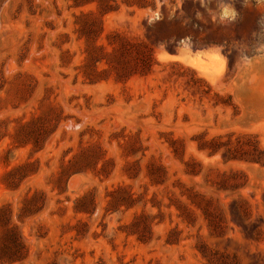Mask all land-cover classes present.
I'll return each instance as SVG.
<instances>
[{
  "label": "rangeland",
  "instance_id": "374dc122",
  "mask_svg": "<svg viewBox=\"0 0 264 264\" xmlns=\"http://www.w3.org/2000/svg\"><path fill=\"white\" fill-rule=\"evenodd\" d=\"M0 264H264V0H0Z\"/></svg>",
  "mask_w": 264,
  "mask_h": 264
},
{
  "label": "trees",
  "instance_id": "16d2710c",
  "mask_svg": "<svg viewBox=\"0 0 264 264\" xmlns=\"http://www.w3.org/2000/svg\"><path fill=\"white\" fill-rule=\"evenodd\" d=\"M159 23H164V22H159Z\"/></svg>",
  "mask_w": 264,
  "mask_h": 264
}]
</instances>
